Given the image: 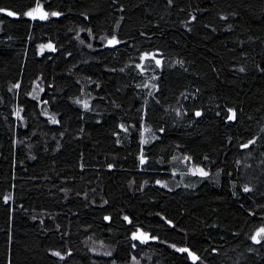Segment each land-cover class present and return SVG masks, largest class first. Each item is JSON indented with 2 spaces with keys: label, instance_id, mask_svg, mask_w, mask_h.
<instances>
[{
  "label": "trees",
  "instance_id": "obj_1",
  "mask_svg": "<svg viewBox=\"0 0 264 264\" xmlns=\"http://www.w3.org/2000/svg\"><path fill=\"white\" fill-rule=\"evenodd\" d=\"M0 9V264H264V0Z\"/></svg>",
  "mask_w": 264,
  "mask_h": 264
},
{
  "label": "snow or ice",
  "instance_id": "obj_2",
  "mask_svg": "<svg viewBox=\"0 0 264 264\" xmlns=\"http://www.w3.org/2000/svg\"><path fill=\"white\" fill-rule=\"evenodd\" d=\"M0 11H4V10L0 9ZM7 15H9V16H14V15H16V13L11 12V11H8V12H7ZM24 15H25L26 17H29V18L33 19V20H35V19H37V18H39L40 20H46V19L49 18V15L54 16V17H58V16L61 15V13H59V12H52V13L49 14L48 12L44 11L41 7H39V5H38L36 8L32 9L31 11L25 12ZM117 42H118V41H116L115 37H113L111 40L108 41V44H109V45H113V44H115V43H117ZM49 47H51V45H49ZM142 59H144V57H142ZM156 63L159 65L160 61L157 60ZM138 67H140V66L138 65ZM77 103H79V101H77ZM84 107H85V108L88 107L87 103L84 104ZM230 111H231V110H230ZM200 115H201L200 112H197V113H196V116H200ZM234 115H235V114L233 113V115L229 116V119H230V120L233 119V118H234ZM141 142H142V143H147V141H144V140H142ZM250 143H251V141H250ZM247 146H248V145H243V147H247ZM144 162H145V159H144V157H143V155H142V156L140 157V163L143 164ZM110 167H111V166H110ZM197 171L200 173V175H202V176H207V173L204 172L203 169H197ZM158 183H159V182H158ZM244 191L247 192V191H249V189H248L247 187H245V188H244ZM7 199H8V198H6V200H7ZM105 219H107V217H106ZM125 219H127V217H125ZM262 236H264V227L260 228V229L258 230V232L256 233V235L252 237V239H253V241L259 243V242H260V239H258V238H260V237H262ZM137 238H139V237H137L136 235L133 236V239H137ZM145 238H147V237L145 236ZM177 251H180V252H187L188 249H186V248H181V249H177ZM54 255H59V253H54ZM189 255H192V253H189ZM192 258H193L194 261L197 259V257H195L194 255H192Z\"/></svg>",
  "mask_w": 264,
  "mask_h": 264
}]
</instances>
